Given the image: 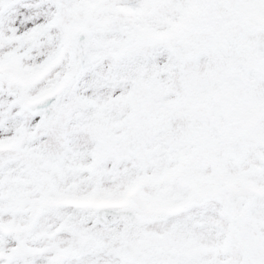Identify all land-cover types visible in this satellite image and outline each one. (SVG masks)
I'll list each match as a JSON object with an SVG mask.
<instances>
[{
    "label": "snow or ice",
    "instance_id": "1",
    "mask_svg": "<svg viewBox=\"0 0 264 264\" xmlns=\"http://www.w3.org/2000/svg\"><path fill=\"white\" fill-rule=\"evenodd\" d=\"M0 264H264V0H0Z\"/></svg>",
    "mask_w": 264,
    "mask_h": 264
}]
</instances>
